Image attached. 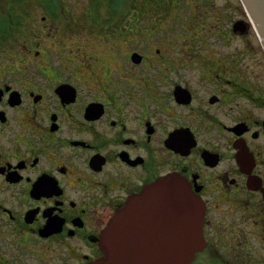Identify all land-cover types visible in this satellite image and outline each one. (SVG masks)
I'll return each instance as SVG.
<instances>
[{
	"label": "flooded vegetation",
	"instance_id": "af4514ba",
	"mask_svg": "<svg viewBox=\"0 0 264 264\" xmlns=\"http://www.w3.org/2000/svg\"><path fill=\"white\" fill-rule=\"evenodd\" d=\"M1 22L0 264H179L182 250L190 264H264V60L254 49L225 50L231 42H209L189 21L73 27L44 15L28 38L8 22L6 43ZM252 23L229 19L224 35ZM77 33L104 44L65 42ZM171 175L202 215L136 205Z\"/></svg>",
	"mask_w": 264,
	"mask_h": 264
},
{
	"label": "rangeland",
	"instance_id": "374dc122",
	"mask_svg": "<svg viewBox=\"0 0 264 264\" xmlns=\"http://www.w3.org/2000/svg\"><path fill=\"white\" fill-rule=\"evenodd\" d=\"M111 4V0H50V3L47 0H0V24L3 21L8 29L7 31L6 29L4 30L6 31L4 32V43L8 41V38H11V33H8V31L12 30V28L10 26V29L8 28V22L13 20L20 22L22 33L28 38L30 29L33 28L34 30L36 26H39L44 15L47 20L57 23L67 22L66 24L69 23V26L73 27L77 26V23H80L81 26H91L93 21H131L133 23L138 22L145 27L151 26L152 23H157V26L167 27L171 21H177L178 25L180 23L183 24L182 21H189L191 23L185 25L187 28L193 26V28L198 30L202 26L205 27V29L203 27L200 29V33L202 35L207 33L205 36L208 37L209 42H213L218 36L223 37L228 43L231 42L230 45H223L225 50L233 51L238 48V52H242L247 56V52H250L247 47H250L264 60V46L261 41L262 33L257 30L254 22L252 27H250V31L243 33V35L234 33L233 39L229 35H224L227 30L229 32V19L236 20L241 17L247 19L249 13L244 6L243 0H212L210 2L207 0H121L119 2L120 8L113 11L110 10ZM227 6L229 7L228 11L226 9ZM234 6L239 8H237L238 11ZM49 7H52L55 12L51 11ZM242 8H245L246 12L242 11ZM46 10L49 11L47 12ZM224 10L227 13L229 12V19L228 17L224 18V14H226ZM219 21L221 22L220 24L215 23ZM213 24H215V27L212 26ZM11 27H13V24H11ZM189 31L192 32L191 29ZM133 32L138 34V30L134 29ZM190 34L194 36V34ZM24 36L20 35L17 42L20 43ZM98 36L77 33L72 39H65V42L73 46L85 44L86 48L90 44L102 46L104 42L96 41ZM48 42L54 46V49L58 48L53 41ZM116 42L120 43L122 41ZM242 42L245 45H241V51L239 46ZM258 68L264 73L263 64ZM257 244L255 243L256 246Z\"/></svg>",
	"mask_w": 264,
	"mask_h": 264
},
{
	"label": "water",
	"instance_id": "95a60500",
	"mask_svg": "<svg viewBox=\"0 0 264 264\" xmlns=\"http://www.w3.org/2000/svg\"><path fill=\"white\" fill-rule=\"evenodd\" d=\"M243 2L255 27L262 33L261 41L264 46V0H243ZM252 13L255 14V18ZM133 200L139 202L136 205L140 207H143L144 204L148 205L150 202H154L153 204L158 203L164 206L165 212H171L174 209V212L180 214L184 219H191L192 216L196 218L202 215L201 207L195 195H193L183 180L175 175L164 177L149 185L142 193L135 196ZM128 213H130L129 210L122 209L106 228L104 233L105 242H103L105 246L107 245L106 240L109 233L114 229L118 221L125 219ZM193 254L192 250L180 251L179 264H190ZM127 262V260H121L123 264Z\"/></svg>",
	"mask_w": 264,
	"mask_h": 264
},
{
	"label": "trees",
	"instance_id": "16d2710c",
	"mask_svg": "<svg viewBox=\"0 0 264 264\" xmlns=\"http://www.w3.org/2000/svg\"><path fill=\"white\" fill-rule=\"evenodd\" d=\"M120 1L121 0H111L112 4H111V7H110V10L113 11V10H116L117 8H120V5H119V2ZM47 2L50 3V0L49 1L47 0ZM49 8H50L51 11H54L55 12V10L52 9V7H49ZM119 12H120V10H119ZM5 29H6V27L4 26V30Z\"/></svg>",
	"mask_w": 264,
	"mask_h": 264
},
{
	"label": "bare ground",
	"instance_id": "6f19581e",
	"mask_svg": "<svg viewBox=\"0 0 264 264\" xmlns=\"http://www.w3.org/2000/svg\"><path fill=\"white\" fill-rule=\"evenodd\" d=\"M254 12V11H253ZM253 14V13H252ZM253 17L255 18V14H253ZM257 22H258V20H257Z\"/></svg>",
	"mask_w": 264,
	"mask_h": 264
}]
</instances>
